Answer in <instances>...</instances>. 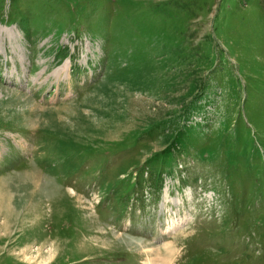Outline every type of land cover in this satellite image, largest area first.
<instances>
[{"label":"rangeland","instance_id":"obj_1","mask_svg":"<svg viewBox=\"0 0 264 264\" xmlns=\"http://www.w3.org/2000/svg\"><path fill=\"white\" fill-rule=\"evenodd\" d=\"M142 246L264 264V0H0V264Z\"/></svg>","mask_w":264,"mask_h":264},{"label":"bare ground","instance_id":"obj_2","mask_svg":"<svg viewBox=\"0 0 264 264\" xmlns=\"http://www.w3.org/2000/svg\"><path fill=\"white\" fill-rule=\"evenodd\" d=\"M59 193V192H58ZM167 194V191H165V195ZM166 197V196H165ZM179 200V199H178ZM89 216H91V215H89ZM180 220H182L181 218H179ZM176 221H178V218H170L169 220H168V224H169V226L167 227V228H169V227H172L173 225H175V224H177V222ZM176 222V223H175ZM95 224V223H94ZM90 228H91V226H90ZM94 231V233H91L90 234V236L93 234V235H95V236H91V237H94V238H96V239H99V241H104V240H107L106 239V237H104V235L102 234V232L100 233V232H98L97 230H96V232H95V230H93ZM104 233V232H103ZM180 233V232H179ZM102 235H103V237H102ZM116 235V236H115ZM114 235V239H117V237H118V235L117 234H115ZM102 237V238H101ZM111 239H113V238H111ZM114 241H116V240H114ZM68 244V243H67ZM104 244H105V242H104ZM173 245H172V243L171 242H166L164 245H163V247H164V253L165 254H170V248L172 247ZM143 247V251L142 252H144L145 253V255H146V257H147V259H148V264H157L156 263V261H157V256L159 255V253H157V250L154 248V247H151V246H147V247H144V246H142ZM161 260V262H160V264H163L162 262H166V264L167 263H169V261H170V256H165V257H163V258H161L160 259Z\"/></svg>","mask_w":264,"mask_h":264}]
</instances>
